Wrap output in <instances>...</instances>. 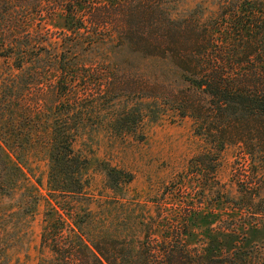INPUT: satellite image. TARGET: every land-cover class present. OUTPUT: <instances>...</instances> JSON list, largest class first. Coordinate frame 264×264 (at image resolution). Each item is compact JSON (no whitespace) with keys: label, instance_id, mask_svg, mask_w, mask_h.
<instances>
[{"label":"trees","instance_id":"16d2710c","mask_svg":"<svg viewBox=\"0 0 264 264\" xmlns=\"http://www.w3.org/2000/svg\"><path fill=\"white\" fill-rule=\"evenodd\" d=\"M181 2L0 0V193L28 180L23 168L34 148L49 159L48 185L61 197L45 212L49 256L38 264H264L243 240V220L217 226L222 219L203 211L209 197L264 218L258 170L236 174L237 196L216 177L229 145L264 168V0H217L207 17L203 3L183 13ZM55 16L64 25L58 36L46 26ZM128 98L152 102L157 115L190 118L214 150L193 156L152 201L155 216L135 217L138 237L117 232L91 206L83 178L93 157L74 147L78 130L102 111L123 125L131 115V124L140 122L142 112L128 107L116 115L112 104ZM105 168L112 182H130ZM28 196L36 207L41 193ZM3 239L0 231V254ZM5 257L0 264H9Z\"/></svg>","mask_w":264,"mask_h":264},{"label":"rangeland","instance_id":"374dc122","mask_svg":"<svg viewBox=\"0 0 264 264\" xmlns=\"http://www.w3.org/2000/svg\"><path fill=\"white\" fill-rule=\"evenodd\" d=\"M196 3H203L206 7L204 17L214 15L218 10L217 0H183L178 5V10H184L185 13ZM46 26L57 36L64 28L59 16H55ZM108 50L105 45L102 46V52L109 53ZM84 103L87 104V100ZM112 105L116 109V115L123 107H128L130 114L134 113V116L137 111L142 112L141 121L136 122V125L131 124V115L128 123L123 125L115 115L102 111L103 115L95 120L96 123L87 122L85 127L78 130L74 147L93 157L83 178L84 191L92 200L91 206L97 210L102 221L117 232L138 237L142 234V226L135 217L144 213L155 216L152 201L160 198L165 187L188 168L193 156L214 150L194 133L190 118H178L172 116L171 112L157 115L152 102L143 100L128 98L115 101ZM26 158L27 168H23V171L28 180L17 181L12 195L0 193V231L8 246L0 257L3 259L6 256L9 264H38L42 256H49L47 249L41 245L45 212L49 203L54 205L57 200H61L60 196L51 194L48 185L50 162L46 154L42 150L31 148L27 151ZM246 158L247 161H244ZM105 167L116 168L114 172L119 179L131 175L130 182H112ZM256 170L261 173L258 177L261 175L260 178L264 179V168L249 157H244L238 146L229 145L220 154L216 177L230 191V196H237L233 180L236 174L240 172L251 175V171ZM37 178L41 179V185L36 182ZM31 184L34 188L29 191L27 185ZM38 191L41 197L37 206H28L29 200L26 201V197L31 198L32 202L33 197L28 195L32 193L37 197ZM172 202L169 198L166 200V211H172ZM203 211L213 221L222 219L217 226H227L236 218L243 220L246 223V229H242L243 240L250 249L261 252L264 258V218L240 214L237 208L225 203L218 204L209 197ZM200 238L204 239L203 236Z\"/></svg>","mask_w":264,"mask_h":264}]
</instances>
